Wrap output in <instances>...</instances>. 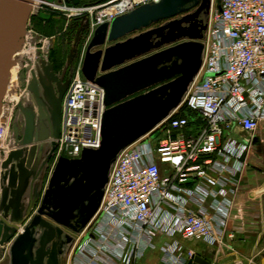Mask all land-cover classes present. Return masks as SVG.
Segmentation results:
<instances>
[{
  "label": "built area",
  "instance_id": "1",
  "mask_svg": "<svg viewBox=\"0 0 264 264\" xmlns=\"http://www.w3.org/2000/svg\"><path fill=\"white\" fill-rule=\"evenodd\" d=\"M159 1L34 0L31 17L90 16L95 31ZM207 12L199 72L181 103L113 160L100 205L70 233L63 264H139L158 235L171 239L160 247L158 264H188L197 253L184 241L224 246L226 236L257 227L259 217L248 216L238 197L247 170L264 176V0H209ZM108 108L105 89L82 65L64 99L57 161L100 148ZM1 140L2 132L4 160Z\"/></svg>",
  "mask_w": 264,
  "mask_h": 264
},
{
  "label": "water",
  "instance_id": "2",
  "mask_svg": "<svg viewBox=\"0 0 264 264\" xmlns=\"http://www.w3.org/2000/svg\"><path fill=\"white\" fill-rule=\"evenodd\" d=\"M33 3L34 0H0V118L15 51L26 34ZM192 3H199L193 13L123 42H116L132 32L150 27L153 22L178 15ZM208 3L209 0H161L144 4L131 13L117 17L111 25L105 23L96 29L84 59L83 73L106 92V104L109 108L103 119L102 144L98 149H86L79 159H59L37 214L12 246L13 264H29L35 241L34 228L37 225L51 230L56 228L61 233L60 227L76 231L79 226L88 222L100 205L102 189L109 180L111 164L119 152L151 131L181 103L189 83L201 68L204 49L203 43L197 40L201 33L199 25L194 23L185 28L183 24L197 19L207 11ZM40 16L45 20L51 18L50 13H41ZM184 36H189L190 40L159 49ZM108 42L116 43L92 51L96 46L102 47ZM154 49L159 50L146 55ZM142 55L145 56L139 58ZM51 68L52 63L48 65L49 71ZM51 77L57 78L52 73ZM30 132L27 128L24 137V143L32 145L29 154H24L22 149H15L2 162L3 168H11L8 174L11 193L4 194L1 201L6 218L9 210L14 218L24 207L21 205L19 188L30 175L38 151V145L31 144ZM59 135L60 129L52 134L54 150L55 139ZM34 178L27 187L29 193L31 191V198L27 207L25 206V218L20 224L9 222V225L19 227L24 224L26 217L36 206L39 195L32 196ZM12 200H15V204H6ZM44 213L53 219L56 227L43 218ZM79 215L80 218L75 222ZM45 244L46 240L43 238L42 245ZM232 256L237 263V256L234 253ZM42 260L43 256L39 254L38 261H31V264H42ZM219 263L220 258L209 259L199 254L188 262ZM48 264H60L56 252ZM261 264H264V256Z\"/></svg>",
  "mask_w": 264,
  "mask_h": 264
},
{
  "label": "rangeland",
  "instance_id": "3",
  "mask_svg": "<svg viewBox=\"0 0 264 264\" xmlns=\"http://www.w3.org/2000/svg\"><path fill=\"white\" fill-rule=\"evenodd\" d=\"M57 1L60 2L61 0ZM198 6L199 3L189 4L186 6V9L180 12L178 15L153 22L150 27L143 28L140 31H147L152 28H157L173 20L182 18L185 15L193 13ZM35 12L37 14L39 11ZM36 14L34 17H31L28 20L24 39L15 51V63L13 62L14 65L12 66V69L14 68L13 70L15 71V74L11 80L12 85L10 87L9 84V88L3 99V111L1 114V121L2 119L5 120L6 125H0V132L3 133V141L1 140L5 145L3 149L6 153H9L12 150L20 148L27 151L29 150L28 147L24 146V137L27 128L31 130V144L38 145V155L34 162L35 165L31 166V170L35 171L37 168H39L40 165L46 161L47 157L50 159L46 166L47 174H45V189H47V185L51 179L50 152L52 146L53 148L55 146L50 142L51 133L52 130L58 131V129H60L62 121V111L59 112L57 108L62 104L63 95L58 92H60L62 89L66 90L68 88L70 80H72L74 74L82 67L89 44L96 30H93V21L90 16L69 20L66 19V16L63 13L54 11L51 12L53 19L49 22L48 19L45 20L41 18V20L39 18L40 16ZM194 23H197L201 29L200 37L197 38V40L202 42L208 24V12L204 11L199 17H197V19L184 23L183 26L185 28H189ZM30 40H34L32 45H30ZM189 40V36H184L175 42L165 44L159 49L167 48ZM45 41L48 44L44 43ZM108 44H110V42L102 47L96 46L92 51L94 52L100 48L104 49L108 46ZM33 48H36V53L33 52ZM159 49H154L146 55L154 53ZM63 50H66V57L63 53ZM52 53L59 54L61 57L60 60L62 59V62L58 63L62 64H57L55 66L56 69H54L53 65V68H51V71H49L48 65L53 62L51 60ZM143 56L145 55H142L139 58ZM63 65L65 67H62ZM51 73L55 77L59 76L60 79L64 78V82L58 81L57 78L51 77ZM35 94L37 96L43 95L51 104L50 116L46 120H40L37 116V101L35 99ZM2 157L3 153L0 157V226L3 224L1 218L8 222H12L13 224L17 222L20 224L21 220L25 218L23 217L26 212V209L24 208L25 206L27 207L28 203L24 197L25 191L27 190V187H29L28 185H30L29 182H32L35 172L30 173L31 175H28L22 186L19 188L21 205L22 207L24 205V207L21 209V212L14 218L11 216L6 218L4 215V207L1 206V201L4 194L11 193V190L8 186V174L11 168H3ZM56 161L57 155L55 152L54 163ZM58 161L55 164V168L58 164ZM34 188H41L40 180L35 182ZM21 228L23 227L21 226ZM166 240L171 241L170 238L164 235L156 236L154 238V244H156V248L149 247L146 251V257L151 255V257L160 261L161 256L163 255L160 247ZM201 243L202 242L198 240L184 241L186 246L188 244L192 247L200 245ZM6 247H8V244H6ZM0 250L4 251L5 249L0 246Z\"/></svg>",
  "mask_w": 264,
  "mask_h": 264
},
{
  "label": "crops",
  "instance_id": "4",
  "mask_svg": "<svg viewBox=\"0 0 264 264\" xmlns=\"http://www.w3.org/2000/svg\"><path fill=\"white\" fill-rule=\"evenodd\" d=\"M70 3L75 5L81 4H94L103 3L109 0H68ZM52 17V16H51ZM145 31H135L125 37L119 39L116 42H123L129 38L135 37ZM116 42H110L108 46L115 44ZM107 46V47H108ZM261 157L264 160V148L261 153ZM258 168V167H257ZM261 168L264 170V162ZM259 169V168H258ZM245 187L241 191L238 200L245 204L247 215L253 217L257 215L259 217L257 227L251 229L247 234H238L234 238L228 236L225 237V245L210 246L204 242L195 247L189 246L197 254L211 258H220L219 264H261V260L264 256V176L258 174L252 169L247 170L245 177ZM27 193L29 189L25 191V199L28 201ZM26 209V207L24 208ZM166 240L165 242H168ZM199 243V242H198ZM196 243V244H198ZM156 248V244H154ZM234 253L237 256L238 262L235 263L232 256ZM157 255V253H156ZM160 261L154 259L149 255L139 260V264H158Z\"/></svg>",
  "mask_w": 264,
  "mask_h": 264
},
{
  "label": "flooded vegetation",
  "instance_id": "5",
  "mask_svg": "<svg viewBox=\"0 0 264 264\" xmlns=\"http://www.w3.org/2000/svg\"><path fill=\"white\" fill-rule=\"evenodd\" d=\"M40 18H41V16H40ZM63 53L66 57V54H67L66 50H63ZM57 55H59V54H57ZM52 64L54 65V69H56L55 66L57 64L54 62H52ZM62 67H65V66L63 65ZM68 68H70V67H68ZM57 80L64 82V78L60 79L59 76L57 77ZM70 82H71V80H70ZM69 85H70V83H69ZM67 90H68V88L66 90L62 89V90H60V92H58V93H61V95H63V101L65 99ZM35 99L37 101L36 102V105H37L36 112H37L38 118L40 120L48 119L50 116V111H51L50 102H48L47 99L43 95L37 96L35 94ZM63 101H62V104L60 106H58V108H57V110L59 112H61L63 110V103H64ZM40 109H42V110H40ZM54 132H55V130H52L51 138H50V142L52 143V145H53V141H54L53 140L54 138H52V134ZM24 146L29 148L28 153H26V155H28L32 145L24 144ZM37 149H38V147H37ZM54 153H55V150L53 149V146H52V149L50 152V155H51V180H52V177L54 174V171H53ZM37 155H38V151H37ZM49 161H50V159H49V157H47L46 161L43 162L40 165V167L37 168L35 171H32L31 170L32 168L30 169V173L35 172L34 176H33V178L34 177L35 178L33 181L32 196L33 195L35 196L38 194L39 199H38L36 206L31 211V214L28 215V217H26V219H25L26 221L24 222V224L20 225L19 227H15V226L9 225L8 221L1 218L3 224H2V227L0 228V246L5 250L4 251L0 250V264H13L12 263V246H13L14 242L16 241V239L18 238V236L24 231V228L30 224L27 222H31L34 215L37 214V211H38L40 204H41V200H42V198L45 194V191H46V189H45V185H46L45 174H47L46 173L47 172L46 166L49 163ZM34 165L35 164L33 163L32 166H34ZM37 180L41 181V188L34 189V184ZM27 196H28V200H29V198H31V191H30V193H27ZM9 198H11V197H9ZM7 203L9 205L10 204L13 205V204H15V200L7 201L6 204ZM8 213H9V216H11V210H9ZM43 218L45 220L50 221L52 225L56 224V223H54L53 219L50 216H48L47 213L43 214ZM79 218H80V215H79V217H76V219L74 221L77 222ZM21 226L23 228H21ZM54 226L56 227V225H54ZM60 228H61V233L58 232V230L56 228H55V230H51V228L46 229V228H42L39 225H37L34 228L33 237L35 238L34 239L35 241H34V246H33L32 259L30 260L29 264H31V261L37 262L39 254H41L43 256L42 264H48L49 261L51 260V256L54 254V252H56V255L59 259V263L63 264L64 256H65L66 251L68 249L69 240L71 238L70 233L73 230L68 228V227H60ZM43 238L46 240V244L44 246L42 245ZM6 244H8V247H6ZM24 258H26V256H24ZM37 264H40V263H37Z\"/></svg>",
  "mask_w": 264,
  "mask_h": 264
},
{
  "label": "bare ground",
  "instance_id": "6",
  "mask_svg": "<svg viewBox=\"0 0 264 264\" xmlns=\"http://www.w3.org/2000/svg\"><path fill=\"white\" fill-rule=\"evenodd\" d=\"M46 48V47H45ZM33 50V52L34 53H36V48H33L32 49ZM16 61H17V59H16ZM15 63V62H14ZM14 65V64H13ZM14 69V68H13ZM12 68H11V70H10V72H9V77H8V88H9V84H10V87H11V85H12V83H11V80L13 79V77H14V74H15V71L13 70ZM12 96V95H11ZM184 97V96H183ZM2 111H3V109H2ZM10 114V113H9ZM10 118V117H9ZM5 120H3L2 119V121H1V118H0V124L3 126V125H6L5 124ZM9 123V122H8ZM6 127V126H5ZM3 130V129H2ZM4 132H5V130H4ZM6 132H7V130H6ZM20 149H22V148H20ZM23 150V152L26 154V153H28V151L27 150H25V149H22ZM11 152V151H10ZM9 154V153H8Z\"/></svg>",
  "mask_w": 264,
  "mask_h": 264
},
{
  "label": "trees",
  "instance_id": "7",
  "mask_svg": "<svg viewBox=\"0 0 264 264\" xmlns=\"http://www.w3.org/2000/svg\"><path fill=\"white\" fill-rule=\"evenodd\" d=\"M40 18V17H39ZM41 19V18H40ZM53 19V16L52 18L48 19V21L50 22L51 20ZM42 20V19H41ZM60 56L57 55L56 53H52L51 54V60L56 63V64H62V63H58V62H62V59L60 60Z\"/></svg>",
  "mask_w": 264,
  "mask_h": 264
}]
</instances>
